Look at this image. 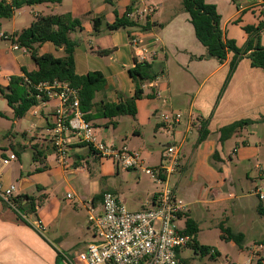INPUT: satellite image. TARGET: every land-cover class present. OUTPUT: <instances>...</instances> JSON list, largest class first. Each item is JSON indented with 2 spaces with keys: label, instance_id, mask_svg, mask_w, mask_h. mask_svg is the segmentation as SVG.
<instances>
[{
  "label": "crops",
  "instance_id": "crops-1",
  "mask_svg": "<svg viewBox=\"0 0 264 264\" xmlns=\"http://www.w3.org/2000/svg\"><path fill=\"white\" fill-rule=\"evenodd\" d=\"M1 1L9 4L13 0ZM205 1L216 7L224 39L234 41L238 49L247 41L243 28L264 20V0ZM143 6L142 0H62L60 5L24 6L11 19L0 20V29L4 21L11 23L7 32H0V88L8 86L10 77L22 76V69L36 71L30 55L14 50L11 41V36L29 28L36 16L70 14L81 22L82 31L70 35L79 42L74 51L75 73H101L105 80L104 98L109 104H119L122 98L134 95L135 85L127 71L134 66L142 46L147 50V63L157 74L154 81L142 85L144 96L136 102L134 119L117 117L90 123L99 142L140 154L142 163L132 170H122L113 160L101 159L71 132L64 133L67 167L59 165L50 146L59 99L52 97L32 107L23 118L13 120L12 110L0 96V112L9 123L8 128L0 129V190L15 186V195L28 197L35 208L33 213L22 212L26 216L23 221L0 201V264H64L65 258L83 252L87 245L96 242L87 209L91 203L99 206L104 193L115 195L130 211L151 208L160 187L143 169L160 166L165 147L173 143L179 146L180 154L170 183L176 196L189 206L236 200V184L243 181L251 184L254 196L264 185V168L256 164L264 158V70L251 67L244 57L225 83L233 55L228 54L222 63L205 58L206 49L196 40L183 8L176 11L183 13L179 16L183 18L169 35L157 30L159 24L153 16L149 18V29H132L131 35L141 42L138 48L130 46L127 30L107 32L105 24L124 17L128 8ZM24 9L29 15L23 13ZM94 19L104 22L97 36L93 34ZM260 44L264 47V33ZM99 50L111 54L99 56ZM38 54L63 57L62 49L51 43L39 46ZM101 98L97 94L95 101ZM176 111L185 115L168 134L161 115ZM243 120L253 124L235 130L225 142L219 141L220 129ZM202 121L207 122L209 134L198 143ZM162 134L167 138H162ZM33 147L42 153L37 160L33 159ZM11 154L16 160L3 166L2 159ZM245 162L251 170L261 169L257 177L249 172H235ZM132 179L134 190L126 188ZM141 184L145 188L139 197L137 189ZM68 194L71 200L67 199ZM30 200L25 207L32 204ZM35 222L39 223L38 228L33 225Z\"/></svg>",
  "mask_w": 264,
  "mask_h": 264
},
{
  "label": "trees",
  "instance_id": "trees-1",
  "mask_svg": "<svg viewBox=\"0 0 264 264\" xmlns=\"http://www.w3.org/2000/svg\"><path fill=\"white\" fill-rule=\"evenodd\" d=\"M62 0H13L9 4L0 0V20L11 19L15 12L24 6L32 7L35 5H60ZM183 11L188 15L189 22L193 27L196 40L206 49L205 58H214L219 63L226 60L228 54L233 57L229 64V72L225 83L228 82L234 73L238 63L244 57L250 61L253 68L264 70V47L260 44V35L264 33V20L258 22L256 26L243 28L247 35V41L242 49H238L235 42L224 39L220 28V16L216 7L207 4L205 0H182ZM131 12L128 8L127 13ZM103 21L99 19L93 20V34H100L99 28L103 25ZM107 32H115L118 30H127L131 37L132 29L145 31L149 29V18L145 24H140L129 20L125 15L122 18L116 17L111 25L105 24ZM81 22L72 18L70 14L36 16L31 26L19 33L11 36V41L18 48L25 50L31 60L36 65V71L28 72L22 69V76H12L6 88H0V96L6 101L8 107L13 112V120H19L32 108L49 100L45 91H39L37 87L42 84H53L54 82L66 84L69 89L76 92L79 100V110L83 114V119L87 123H92L99 119L113 120L117 117L136 116V102L143 98L144 93L142 85L145 82L154 81L157 74L152 72L150 63L138 62L134 59V66L128 69V75L135 85V92L131 98H122L119 104H109L105 101V80L101 73L92 72L84 76H78L74 67V51L78 45V41L71 39L70 35L74 32H81ZM44 43H51L56 48L62 49L63 57L55 58L51 55H39L38 48ZM99 56H108L111 51H97ZM101 95V100L96 102V95ZM152 98L153 95L148 96ZM0 117H4L0 113ZM253 122L243 120L235 122L225 128L219 130V141L225 142L231 134L238 129L251 125ZM115 126V124H112ZM207 122L200 123L199 137L197 142H201L208 136L206 129ZM34 152V160L42 156V153L36 147L32 148ZM25 201V202H22ZM29 198L18 196L13 204L22 213L28 211L33 213L35 208L33 201L31 207H25L29 202ZM257 213L264 217V202L259 200L257 205ZM222 237L228 242L234 243L241 249L243 235L234 233L231 229L220 227ZM186 234L193 237L191 249L194 254L201 256L209 255L210 248L200 246L195 240L198 232L197 224L187 217L185 221ZM214 252L210 255V259L217 257ZM185 264H188L185 261Z\"/></svg>",
  "mask_w": 264,
  "mask_h": 264
},
{
  "label": "built area",
  "instance_id": "built-area-1",
  "mask_svg": "<svg viewBox=\"0 0 264 264\" xmlns=\"http://www.w3.org/2000/svg\"><path fill=\"white\" fill-rule=\"evenodd\" d=\"M152 10L146 6L131 10L125 16L134 22L146 21L151 17ZM3 37V36H2ZM132 48H138L141 42L138 38L129 37ZM18 50V46H13ZM23 50V49H20ZM26 52L25 50H23ZM147 50L141 48L138 62H147L144 57ZM155 53L152 52V56ZM45 91L48 98L56 97L59 105L53 114V135L50 140L51 149L57 163L67 167V147L64 133L71 132L87 146L91 147L101 159H111L122 170H132L141 165L139 153L129 152L126 148L115 149L99 142L93 133L90 123L83 119L79 110V100L76 92L66 84L54 82L37 87ZM184 112L176 111L162 114L165 131L171 134L184 117ZM179 146L175 143L165 147L161 164L154 169H143L146 175L152 177L160 189L154 196L152 207L142 211H130L115 195L104 193L99 206L92 203L87 209L88 221L94 231L96 242L86 246L85 250L73 258H65L64 264H185L182 254L193 244V237L179 229L177 222L188 213L189 204L176 196L170 183L172 175L179 166ZM16 160L14 154L2 159V165L7 166ZM16 187L10 186L0 190V201L12 209L19 219L26 221V216L13 204L18 197ZM259 200L264 195L256 191ZM260 193V194H259ZM71 200V194L67 195ZM38 228L39 223H33ZM214 251H209V256ZM264 264V244L253 246L247 260L242 264Z\"/></svg>",
  "mask_w": 264,
  "mask_h": 264
},
{
  "label": "rangeland",
  "instance_id": "rangeland-1",
  "mask_svg": "<svg viewBox=\"0 0 264 264\" xmlns=\"http://www.w3.org/2000/svg\"><path fill=\"white\" fill-rule=\"evenodd\" d=\"M142 1L145 3L146 7L152 10L151 17L153 16L154 21L159 24L157 25V30L164 31L166 35H169V32L177 25L180 20L179 18H183L179 17L180 14L183 13L177 14L178 11L182 10V0ZM23 13L29 15L27 9H24ZM183 16L187 19L185 12ZM4 22V26L0 29L2 33L7 32L11 24L9 21ZM238 23L239 22H235V24ZM0 107H2L1 100ZM6 119L8 118L5 115L4 117H0V129L9 127V123ZM12 121L13 120L10 119L11 123ZM162 135V138H167L165 134ZM256 164L259 165V167L261 166V169L264 168V158H260ZM261 169L256 168L251 170L247 162H245L239 164L235 172H249L250 176L257 177ZM245 183L246 182L243 181L241 185L236 184L237 186L234 190L237 196L236 200H228L219 205H190L185 217L177 222L179 229H185L187 217L192 219L198 226V232L195 236L198 245L210 248V250H213L218 255L214 260H211L209 255L201 256L199 254H194L190 247L182 254V258L186 260L188 264H242L247 260L253 246L264 244V217L257 213L259 197L257 192L255 196L251 195L253 188H251L250 183L249 185ZM134 184L135 182L132 179V182L129 183L126 188L134 190V187H132ZM143 188H145V186L141 184L139 189H137L139 197L143 195ZM260 192L264 195V185L260 186ZM260 201L264 202V200ZM221 225L224 228L231 229L236 234L240 233L243 235L241 249L234 243L223 239L220 230ZM251 264H253V262Z\"/></svg>",
  "mask_w": 264,
  "mask_h": 264
}]
</instances>
